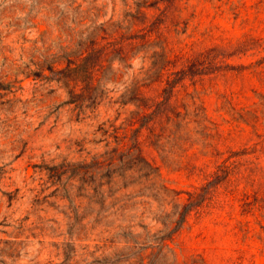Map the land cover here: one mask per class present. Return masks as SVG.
<instances>
[{"label": "rangeland", "instance_id": "1", "mask_svg": "<svg viewBox=\"0 0 264 264\" xmlns=\"http://www.w3.org/2000/svg\"><path fill=\"white\" fill-rule=\"evenodd\" d=\"M225 3H200L193 26L215 28L212 39L197 36L189 44L200 48L241 35L224 14ZM125 4L0 0V264H264V186L220 188L203 216L192 215L163 248L174 226L158 221L157 188L142 156L172 189L191 192L203 182L153 149L133 151L128 160L127 145L105 147L97 130L113 113L86 119L67 103L58 75L64 58L94 25L119 20ZM215 102L205 100L210 115ZM255 141L237 132L220 149L252 151ZM261 161L264 166V154Z\"/></svg>", "mask_w": 264, "mask_h": 264}, {"label": "trees", "instance_id": "2", "mask_svg": "<svg viewBox=\"0 0 264 264\" xmlns=\"http://www.w3.org/2000/svg\"><path fill=\"white\" fill-rule=\"evenodd\" d=\"M125 1L119 20L94 25L90 37L64 58L59 81L80 117L113 113L97 130L105 147L127 145L128 160L133 151L153 149L203 182L191 192L172 189L142 156L157 188L158 221L174 226L162 243L169 248L192 215L199 219L212 206L220 188L230 193L241 185L246 192L258 182L264 186V0H226L223 12L241 35L200 48L187 40L211 38L215 26L204 32L200 23L193 26L197 7L220 0ZM136 60L138 68L132 65ZM208 97L216 98L213 115ZM237 132L254 136V150L220 149Z\"/></svg>", "mask_w": 264, "mask_h": 264}]
</instances>
